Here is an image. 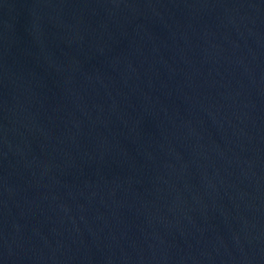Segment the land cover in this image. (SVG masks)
<instances>
[{"label":"water","instance_id":"obj_1","mask_svg":"<svg viewBox=\"0 0 264 264\" xmlns=\"http://www.w3.org/2000/svg\"><path fill=\"white\" fill-rule=\"evenodd\" d=\"M0 264H264V0H0Z\"/></svg>","mask_w":264,"mask_h":264}]
</instances>
